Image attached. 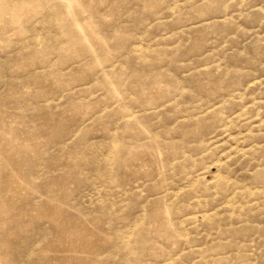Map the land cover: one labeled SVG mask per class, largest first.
Wrapping results in <instances>:
<instances>
[{"label":"rangeland","instance_id":"374dc122","mask_svg":"<svg viewBox=\"0 0 264 264\" xmlns=\"http://www.w3.org/2000/svg\"><path fill=\"white\" fill-rule=\"evenodd\" d=\"M0 264H264V0H0Z\"/></svg>","mask_w":264,"mask_h":264}]
</instances>
